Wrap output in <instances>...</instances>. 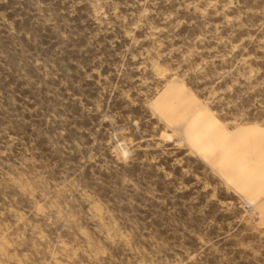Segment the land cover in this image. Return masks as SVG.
Listing matches in <instances>:
<instances>
[{
	"label": "rangeland",
	"instance_id": "obj_1",
	"mask_svg": "<svg viewBox=\"0 0 264 264\" xmlns=\"http://www.w3.org/2000/svg\"><path fill=\"white\" fill-rule=\"evenodd\" d=\"M0 264H264V0H0Z\"/></svg>",
	"mask_w": 264,
	"mask_h": 264
}]
</instances>
